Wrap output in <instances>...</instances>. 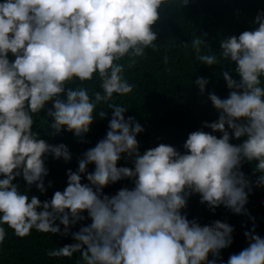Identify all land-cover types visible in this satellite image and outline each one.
<instances>
[{
  "label": "clouds",
  "instance_id": "obj_1",
  "mask_svg": "<svg viewBox=\"0 0 264 264\" xmlns=\"http://www.w3.org/2000/svg\"><path fill=\"white\" fill-rule=\"evenodd\" d=\"M171 2H0V244L6 237L4 225L20 238L33 229L67 236L71 226L85 220L86 211L91 223L71 232L75 242L49 250L48 256L70 258L79 252L83 264H264V237L256 234L250 215L252 230L244 232L248 246L225 262L220 251L232 244L233 227L221 220L201 225L182 214L188 197L199 194L213 212L223 205L248 215L245 205L253 183L241 170L245 162L256 161L254 186L264 187V10L252 21L257 27L220 41V55L235 62L239 79H233L230 70L222 71L227 97L208 93L218 119L190 132L183 152L161 143L141 153L136 137L144 128L134 117H125V106L109 104L106 135L83 153L75 171L67 170L63 191L41 201L13 182L22 177L28 186L46 191L48 155L68 162L72 154L64 143H48L33 131V114L46 110L56 133L64 130L83 138L101 101L132 91L118 61L130 57L131 66L145 49L155 48L152 26ZM188 2L183 0V5ZM191 43L201 64L220 63L217 55L201 53V46L207 47L200 36ZM163 59L167 64L168 57ZM94 74L102 92L90 96L84 87L68 86L90 81ZM207 83L204 77L195 80L202 94ZM217 131L219 138L213 134ZM240 138L239 144L230 142ZM122 154L133 167L117 166ZM89 164L94 171L88 172ZM82 174L88 183L81 182ZM124 178H130L133 187L103 194L105 186Z\"/></svg>",
  "mask_w": 264,
  "mask_h": 264
},
{
  "label": "trees",
  "instance_id": "obj_2",
  "mask_svg": "<svg viewBox=\"0 0 264 264\" xmlns=\"http://www.w3.org/2000/svg\"><path fill=\"white\" fill-rule=\"evenodd\" d=\"M2 2V0H0ZM258 10H264V0H189L183 5V0H172L169 6H163L161 18L152 26L157 33L155 48L145 49L143 57H136L135 63L129 66L130 57H124L119 63L124 66L123 76L133 85L132 91L127 94H113L109 101H101L93 112L94 121L90 131L83 138L76 137L72 132L62 130L56 133L50 126V118L46 117V110L33 114V131L39 133L48 143H64L72 154V159L65 162L62 158L53 159L49 154L45 165L49 169L44 178L46 191L40 193L35 185L28 186L22 177H17L13 182L18 183L21 190L27 189L29 195L35 194L41 201L50 200L57 190L63 191L67 186V170L75 171L78 160L83 153L96 145L104 138L107 132L108 121L112 109L109 104L125 106L128 111L125 117L132 116L142 125L144 131L137 134L139 151L158 144L174 146L183 152V142L190 132L201 129L204 121L213 122L218 119L219 113L208 99V93H215L220 98H226L229 89L221 75L222 71L230 70L233 79L238 80L235 73V62L223 60L220 55V41L231 35H239L245 30H252L258 25L253 24ZM200 36L206 47L201 46L202 54H215L220 61L217 65H204L196 58L191 41ZM168 57L165 64L163 57ZM9 59H14L9 53ZM198 77L208 80L204 93L199 91L195 84ZM264 84V79H262ZM69 87H84L92 96L101 91L98 75L90 81L78 80L69 83ZM51 103L48 107H51ZM105 111V117L99 115ZM227 127V126H226ZM211 132V129L204 128ZM219 138L221 133H213ZM231 135V133H230ZM243 138L231 139L233 144H239ZM256 161L245 162L241 170L253 183V190L249 193L245 205L248 215L236 214L223 205L209 210L206 203L200 202L199 194H192L187 199V207L182 210L189 220L195 219L201 225L211 224L215 220L227 222L234 229L232 244L220 251V258L225 262L231 254H236L248 246L244 236L245 231L252 230V220L255 219L256 234L264 237V187H255L257 174L254 173ZM117 166L133 167L131 160L122 154ZM94 164L87 166L88 172L94 171ZM51 181L49 186L48 182ZM82 183H88L82 174ZM133 187L130 178H124L109 184L102 189L103 194L114 195L120 188ZM85 220L71 226L67 236L52 233H42L35 229L31 234L20 238L14 231L4 225L6 237L0 244V264H83L81 254L76 252L72 257H51L47 252L51 249L71 244L75 241L71 232L79 231L81 226L91 223L87 212L82 213ZM59 224V221H56ZM63 230V225H60ZM209 259H213L209 254ZM219 264V260L217 261Z\"/></svg>",
  "mask_w": 264,
  "mask_h": 264
}]
</instances>
